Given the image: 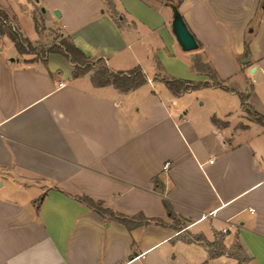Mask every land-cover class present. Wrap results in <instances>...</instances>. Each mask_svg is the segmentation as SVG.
I'll return each mask as SVG.
<instances>
[{"label":"crops","instance_id":"obj_1","mask_svg":"<svg viewBox=\"0 0 264 264\" xmlns=\"http://www.w3.org/2000/svg\"><path fill=\"white\" fill-rule=\"evenodd\" d=\"M0 11L33 46L53 41L37 14L89 60L147 79L97 88L62 54L20 55L0 34V264H264V127L238 96L264 118V0H180L189 52L167 0H0ZM200 65L222 86L200 89L207 104L161 82H208ZM83 198L147 223L129 229Z\"/></svg>","mask_w":264,"mask_h":264},{"label":"trees","instance_id":"obj_2","mask_svg":"<svg viewBox=\"0 0 264 264\" xmlns=\"http://www.w3.org/2000/svg\"><path fill=\"white\" fill-rule=\"evenodd\" d=\"M167 2L169 6H174L178 9L180 0H167ZM1 18L4 21L7 19V16L3 11H0V19ZM4 24H6L8 31L4 32L2 28H0V34L7 35V37L13 43L14 48L18 52V54H36V50L34 49L30 41H28L26 38H23L21 34L16 31L15 28H12L6 21L4 22ZM36 29H38L37 23ZM51 53L62 54L70 61V63L73 64V78L82 77L88 73H91V83L94 87L97 88L113 86L116 90L122 93H127L142 87L147 82L144 73L139 67H136L126 73L111 72L101 59H97L95 61L89 60L84 55V53L79 50L70 39L67 38L62 39L59 44H52L43 52L44 57ZM197 65L198 62H196V67ZM200 66L201 68L203 67L204 71L207 72V76L209 77L208 82L193 83L175 78H163L161 79V82H163L167 90L174 96H181L186 92H192L202 88L222 87L221 84L217 81L216 75L207 65ZM225 90L228 89L225 88ZM238 96L240 99L241 109L246 112L252 119H254L258 124L264 127V118L257 114L250 106L246 104L247 96L243 94H238ZM212 122L219 126L226 125L225 123L218 121L215 117L212 118ZM42 198L43 196L38 200V203L42 201ZM80 202L84 203L102 216H110L129 229L147 223V220L141 214L136 215L134 218L127 219L122 216H115L111 211L105 209L102 203H95L87 198L81 199ZM163 204L168 216L176 221L177 217L173 213L170 203L164 200ZM194 241L202 243L208 249L211 257L220 256L226 253L224 248L219 246L218 243H209L201 237L194 238Z\"/></svg>","mask_w":264,"mask_h":264},{"label":"rangeland","instance_id":"obj_3","mask_svg":"<svg viewBox=\"0 0 264 264\" xmlns=\"http://www.w3.org/2000/svg\"><path fill=\"white\" fill-rule=\"evenodd\" d=\"M3 2V0H1ZM37 17V28L39 31H41L43 34H46L47 36H51V39H53V41L48 42L47 43H38V45L33 46L34 49L36 50V54H31L32 57H34V59H38V58H44V54L43 52L52 44H59L60 41L62 39H66L65 37H59L57 34L56 35H52L53 31H46L45 28H43L42 23L40 22V20L38 19V15L35 14ZM7 23L11 24V26L13 28H15L16 31H18V29L16 28V26L12 23V21H10L8 18L5 20ZM2 18L0 19V28H2V30L4 32L8 31L6 24H4L5 22ZM8 25V24H7ZM35 29V25L33 24V21L30 20L29 18H23L22 19V31L27 34L28 36H31V34L33 33ZM34 55V56H33ZM175 78V77H173ZM178 79V78H175ZM199 90H196L194 92V94H192L191 96H187L185 99L186 101H188V103L195 105L196 103L199 104L202 101L205 100L206 104L208 103V101L213 100V95L210 92H199ZM197 107V106H196Z\"/></svg>","mask_w":264,"mask_h":264},{"label":"water","instance_id":"obj_4","mask_svg":"<svg viewBox=\"0 0 264 264\" xmlns=\"http://www.w3.org/2000/svg\"><path fill=\"white\" fill-rule=\"evenodd\" d=\"M170 9L172 11L171 31L176 42L185 52L196 50L197 43L194 36L188 30L178 9L174 6H170ZM55 14L59 15L57 12Z\"/></svg>","mask_w":264,"mask_h":264},{"label":"built area","instance_id":"obj_5","mask_svg":"<svg viewBox=\"0 0 264 264\" xmlns=\"http://www.w3.org/2000/svg\"><path fill=\"white\" fill-rule=\"evenodd\" d=\"M11 26V24H9ZM12 27V26H11ZM13 28V27H12ZM167 166V165H166Z\"/></svg>","mask_w":264,"mask_h":264}]
</instances>
